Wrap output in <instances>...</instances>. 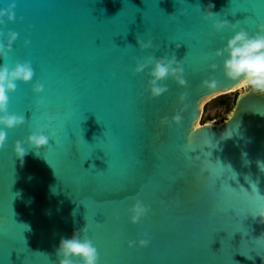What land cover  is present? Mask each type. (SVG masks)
<instances>
[{
	"label": "water",
	"instance_id": "1",
	"mask_svg": "<svg viewBox=\"0 0 264 264\" xmlns=\"http://www.w3.org/2000/svg\"><path fill=\"white\" fill-rule=\"evenodd\" d=\"M13 3L0 43L9 31L18 38L0 64L31 62L35 74L9 93V113L25 123L0 126V264H59L60 241L86 222L98 264H264V245L253 241L264 224L252 215L264 208V95L248 90L222 123L196 128L200 104L238 86L217 50L241 28L257 33L264 0H0V11ZM207 11L216 16L205 20ZM217 19L237 28L217 32ZM165 55L182 64L188 87L169 77V91L151 98V68L134 69ZM209 78L217 89L202 86ZM226 129L233 135L221 140ZM40 130L49 144L37 150L27 139ZM136 199L149 212L133 224Z\"/></svg>",
	"mask_w": 264,
	"mask_h": 264
},
{
	"label": "clouds",
	"instance_id": "2",
	"mask_svg": "<svg viewBox=\"0 0 264 264\" xmlns=\"http://www.w3.org/2000/svg\"><path fill=\"white\" fill-rule=\"evenodd\" d=\"M16 5L13 3L7 9L0 11V18L7 16L9 21L15 20V13L13 9ZM214 7V5H210ZM216 15L212 11H207L204 15V19L208 20ZM3 19H0V24H3ZM213 28L219 32L226 28H232L235 30L237 24H233L228 20L217 19L213 23ZM0 36L3 33L0 32ZM10 37L7 44L0 43V58L6 59L8 53L12 50L13 42L17 40L18 34L14 31H9ZM139 47L144 49H152L153 41L149 40L144 42L139 37L137 38ZM30 41H25L27 47ZM177 48L180 44L176 45ZM217 57H225L223 62L224 75L227 79L237 82L238 90L242 93H246L250 90L252 93L264 95V24L259 25V30L256 34H251L245 29L241 28L236 31L234 36L228 39L227 44L222 49L217 50ZM212 70L215 71L218 67L217 64L211 65ZM151 68L148 72L150 77L148 81V89L151 92V98H158L169 89L166 86H162L164 81L171 77L181 87H188V82L184 78L185 69L180 62L177 61L175 55L170 58L165 55L164 57L148 56L143 60L137 61V67L134 71L139 74L145 72L146 69ZM34 70L31 62H17L14 67L10 68L8 64H0V126L4 129H13L25 123L24 116H19L9 113V93L15 92L17 89V82L22 81L29 83L33 80ZM202 86L209 90H215L219 86V81L215 78L205 79L202 82ZM33 91L37 94L44 91L42 84L37 82ZM187 94H181L180 101L183 103ZM38 104L44 103L43 99L38 100ZM186 107V105H185ZM183 109H180L176 115L172 117V123L179 125L182 120ZM53 123V118H48V125ZM160 123L167 125L169 120L167 117L163 118ZM234 130L226 129L220 139L225 140L232 137ZM209 137V135L207 134ZM7 142V133L4 130H0V150H3ZM27 142L34 146L37 150L41 147L49 144V137L40 130L38 133L30 135ZM22 141H17L15 144V156L20 159L23 164V158L27 154ZM204 146L206 148L214 147L211 139L206 140ZM264 170V168H262ZM257 188V186H256ZM258 191V189H257ZM131 212V222L133 224L139 223L144 217L147 216L149 208L146 207L141 200L136 199L134 206L129 210ZM253 218H259V222L264 224V208L259 209L252 213ZM100 225L97 224V227ZM90 224L86 222L83 229L75 232L70 239H62L57 250L59 258V264H98L99 253L97 248L93 245L92 241L88 238L87 233ZM83 233V235H81ZM146 238L139 240V247H147L150 243L148 234L144 233ZM257 245H264V233L253 240ZM136 241L130 242L129 246H135ZM253 259L254 257H248Z\"/></svg>",
	"mask_w": 264,
	"mask_h": 264
},
{
	"label": "rangeland",
	"instance_id": "3",
	"mask_svg": "<svg viewBox=\"0 0 264 264\" xmlns=\"http://www.w3.org/2000/svg\"><path fill=\"white\" fill-rule=\"evenodd\" d=\"M242 94L240 90L221 93L204 103L203 113L200 118L201 125L220 124L227 119L234 109L236 98ZM225 99L227 105H221L220 100Z\"/></svg>",
	"mask_w": 264,
	"mask_h": 264
},
{
	"label": "bare ground",
	"instance_id": "4",
	"mask_svg": "<svg viewBox=\"0 0 264 264\" xmlns=\"http://www.w3.org/2000/svg\"><path fill=\"white\" fill-rule=\"evenodd\" d=\"M238 90V86H236L235 88H233L232 90H229V91H226V92H234V91H237ZM223 93H225V92H223ZM209 100V99H208ZM207 101V100H206ZM206 101H204V102H202L201 104H200V108H201V112L203 113V106H204V103L206 102ZM202 116V115H201ZM200 126H202L201 125V123H200V119L197 121V123H196V128H198V127H200Z\"/></svg>",
	"mask_w": 264,
	"mask_h": 264
},
{
	"label": "trees",
	"instance_id": "5",
	"mask_svg": "<svg viewBox=\"0 0 264 264\" xmlns=\"http://www.w3.org/2000/svg\"><path fill=\"white\" fill-rule=\"evenodd\" d=\"M220 104H221V105H227V101H226L225 99L222 98V99L220 100Z\"/></svg>",
	"mask_w": 264,
	"mask_h": 264
}]
</instances>
